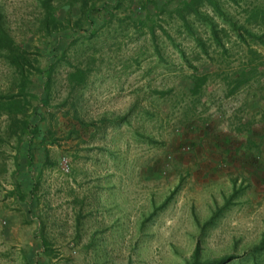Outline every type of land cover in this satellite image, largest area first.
<instances>
[{
    "label": "rangeland",
    "instance_id": "obj_1",
    "mask_svg": "<svg viewBox=\"0 0 264 264\" xmlns=\"http://www.w3.org/2000/svg\"><path fill=\"white\" fill-rule=\"evenodd\" d=\"M183 1L0 0V264H264V61Z\"/></svg>",
    "mask_w": 264,
    "mask_h": 264
},
{
    "label": "trees",
    "instance_id": "obj_2",
    "mask_svg": "<svg viewBox=\"0 0 264 264\" xmlns=\"http://www.w3.org/2000/svg\"><path fill=\"white\" fill-rule=\"evenodd\" d=\"M202 1H208L211 3L217 12H219L224 19L229 20V24L233 29V32H235L238 41H241L248 51V62L244 64L242 67H240L239 72L236 71L235 77H231L229 73H225L223 75L224 79H229L228 82H233V87L230 89V92L233 93L236 89H238L241 85H244L245 83L249 82L253 75H255L257 72H260V67L263 64L262 54L259 49L254 48L253 44H262L264 46V32L258 33L252 31V27L256 26H262L264 27V5L259 6L258 4L252 3L250 5L247 4L246 7H244L245 12V18L242 23H237L236 20L233 19V17L228 16L225 14L223 9L219 6L218 2L216 0H185L183 1V5L181 7H178V15L180 16L181 20L184 21L185 26L192 31V27L190 26L189 21L187 20L186 15L190 14L191 12L196 11L198 18H202L204 22H206L209 27L211 28L212 34L214 36V39L218 42V44H221V36H219V29H217L216 24L214 21H212L208 16L202 15L197 10L198 4ZM240 0H235V2L239 3ZM246 1V0H245ZM44 8L46 10V13L50 14V8H51V0H43ZM4 32L5 29L3 27V15L0 11V39L4 38ZM205 50L204 45L202 47ZM226 51L225 48H222V51ZM182 52V51H181ZM183 53V52H182ZM18 57H20V54L17 53ZM17 56H13V58H18ZM183 56L185 54L183 53ZM17 66L20 68V70H24V64L19 61L17 63ZM238 73V74H237ZM229 74V75H228ZM239 75V77H237ZM206 73H201L199 75H193V87L192 91L194 94L199 93L201 87L206 83L208 77ZM46 100L41 101V104L44 105ZM38 112V109H37ZM39 113V112H38ZM41 118V115H40ZM78 122V121H77ZM80 125L84 126V123L78 122ZM30 133L33 137H40L41 141H45L46 137L45 134L41 133V128L39 125H34L30 129ZM33 160L32 155H30V161ZM214 219V215L210 217V219L207 221V224L211 223ZM254 254L264 252V232L262 234L261 240L259 244H257L253 249ZM195 259L191 264H206L202 263L198 258V253H195ZM230 256L225 257L226 259H229ZM225 259H221L214 263H207V264H217ZM228 262V261H226Z\"/></svg>",
    "mask_w": 264,
    "mask_h": 264
}]
</instances>
